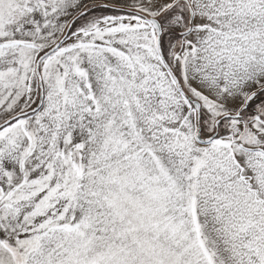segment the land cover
Masks as SVG:
<instances>
[{"label":"snow or ice","instance_id":"obj_1","mask_svg":"<svg viewBox=\"0 0 264 264\" xmlns=\"http://www.w3.org/2000/svg\"><path fill=\"white\" fill-rule=\"evenodd\" d=\"M0 264H264V0H0Z\"/></svg>","mask_w":264,"mask_h":264}]
</instances>
